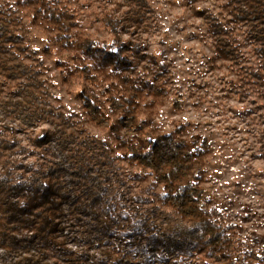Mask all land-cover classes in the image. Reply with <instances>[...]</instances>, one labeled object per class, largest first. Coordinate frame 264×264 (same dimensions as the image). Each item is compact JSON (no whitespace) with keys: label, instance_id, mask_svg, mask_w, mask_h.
Returning a JSON list of instances; mask_svg holds the SVG:
<instances>
[{"label":"trees","instance_id":"obj_1","mask_svg":"<svg viewBox=\"0 0 264 264\" xmlns=\"http://www.w3.org/2000/svg\"><path fill=\"white\" fill-rule=\"evenodd\" d=\"M115 1L111 4L116 7ZM117 1L131 14L126 21L141 31L150 27L152 11L146 0ZM15 6L0 4V250L7 264H92L82 251L67 247V223L84 225L96 234V264H131L118 248L116 257L107 248L104 235L111 229V216L101 217L96 205L109 180L93 171L83 129L52 105L45 61L54 54L44 48L40 55L31 48L25 19L72 56L75 69L63 73L68 89L82 81L100 89L97 94L84 88L79 99L89 122L111 132L119 157L153 174L163 199L200 228L209 250L226 251L231 242L227 227L201 201L202 150L190 149L183 139L184 127L178 124L167 134L139 120L142 108L151 109L165 93L155 79L138 72L136 65L145 58L141 47L116 36L111 45L98 47L74 20L69 0H15ZM222 9L229 17L225 24L201 15L214 42V57L234 68L264 101V0H222ZM103 20L115 35L117 19L106 13ZM237 31L251 48L256 69L246 65ZM44 125L52 129L31 137ZM129 131L132 134L126 136ZM20 135L28 137L36 163L15 159L27 152L20 147ZM147 221L141 215L137 223L146 226ZM183 234L189 236L187 231Z\"/></svg>","mask_w":264,"mask_h":264},{"label":"rangeland","instance_id":"obj_2","mask_svg":"<svg viewBox=\"0 0 264 264\" xmlns=\"http://www.w3.org/2000/svg\"><path fill=\"white\" fill-rule=\"evenodd\" d=\"M114 1L69 0V10L98 47L99 43L111 45L115 36L141 47L145 58L136 65L138 72L155 79L165 93L151 109L142 108L139 120L167 134L174 133L178 124L184 127L183 139L190 149L202 150L201 201L227 227L231 242L226 251L209 250L200 228L182 219L163 199L153 174L119 157L111 132L89 122L79 99L84 88L97 94L100 89L86 81L68 89L63 73L75 69L72 56L25 19L31 48L40 55L44 48L54 54L45 61L52 105L83 129L89 141L85 154L93 171L109 180L96 205L101 217L111 216V229L104 235L109 252L116 257L118 248L131 264H264V101L234 68L214 57V42L201 15L225 24L229 17L222 0H146L152 11L147 21L151 25L143 31L126 21L130 12L117 0L115 7ZM0 4L16 8L15 0H0ZM106 13L119 22L115 35L105 26ZM235 38L246 65L256 69L257 61L242 33L237 31ZM51 129L44 125L30 135ZM18 139L27 152L15 159L36 163L28 137ZM141 215L148 220L146 226L137 223ZM66 225L67 247L82 251L96 264L100 258L96 234L84 225ZM7 259L0 250V264H7Z\"/></svg>","mask_w":264,"mask_h":264}]
</instances>
